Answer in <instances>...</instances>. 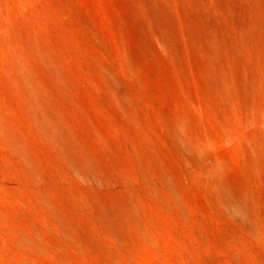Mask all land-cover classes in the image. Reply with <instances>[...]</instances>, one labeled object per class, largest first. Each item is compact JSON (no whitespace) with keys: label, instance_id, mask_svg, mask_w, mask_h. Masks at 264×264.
Listing matches in <instances>:
<instances>
[{"label":"rangeland","instance_id":"1","mask_svg":"<svg viewBox=\"0 0 264 264\" xmlns=\"http://www.w3.org/2000/svg\"><path fill=\"white\" fill-rule=\"evenodd\" d=\"M0 105V184L44 246L0 238V264H82L60 222L96 259L170 232L185 264H264V0H0Z\"/></svg>","mask_w":264,"mask_h":264},{"label":"bare ground","instance_id":"2","mask_svg":"<svg viewBox=\"0 0 264 264\" xmlns=\"http://www.w3.org/2000/svg\"><path fill=\"white\" fill-rule=\"evenodd\" d=\"M159 86V85H158ZM150 89V88H149ZM150 95L153 96L158 102L159 104H161L162 106H167L168 105V98H167V92L165 93L164 91H162V89L160 88H156V89H151L150 90ZM33 96V95H32ZM3 100V99H2ZM170 102V101H169ZM1 106V105H0ZM6 106V104H5ZM18 106V105H16ZM20 108V107H18ZM24 108V106H23ZM15 112V111H14ZM177 115H175L176 118ZM5 117V116H4ZM178 117V116H177ZM185 119V118H184ZM186 120V119H185ZM183 118L181 116H179L176 121L175 124V131L180 135V136H186L185 132L183 131V127L186 125H183ZM186 122V121H185ZM185 124V123H184ZM191 129V128H190ZM196 129V128H195ZM187 132V131H186ZM188 133V132H187ZM191 133V132H190ZM12 134H7V126H6V121L3 119V117L0 115V139L7 141L9 143H11V136ZM196 136V134H195ZM235 136V134H234ZM198 139V138H197ZM201 141V140H200ZM1 142V141H0ZM189 142L191 144V148L192 151L196 154H200L203 150V145L201 142H198L194 139L189 138ZM204 143V142H203ZM2 144V143H1ZM189 144V145H190ZM205 144V143H204ZM2 146V145H1ZM205 148V147H204ZM8 154V153H7ZM12 156V155H11ZM10 158V157H9ZM6 159V158H5ZM16 162V161H15ZM203 163V162H202ZM205 164V163H204ZM6 165V164H5ZM15 165V163H14ZM20 168V167H19ZM1 172V171H0ZM210 173V172H209ZM1 175V174H0ZM1 179V178H0ZM4 181V180H3ZM178 182V181H176ZM1 183V182H0ZM5 183V182H4ZM6 184V183H5ZM5 184H0V238L1 239H6L8 241H11L12 243L14 242H19L21 244L24 245H28L29 247H31L33 250H44V246L42 247L41 242L36 240V231L34 230L35 228V224L33 221H31V218L28 217L25 212L26 209H29V203L27 202V200L25 198H23L22 196L19 195V192L15 190L14 187L9 186V185H5ZM164 186V185H163ZM162 188V187H161ZM160 188V189H161ZM178 188V187H177ZM163 189V188H162ZM172 189V188H171ZM25 190V189H24ZM178 190V189H177ZM171 191V190H170ZM160 192V191H159ZM166 192V191H165ZM29 193V192H28ZM169 193V192H167ZM166 193V194H167ZM165 194V193H164ZM175 195V194H174ZM172 196V195H171ZM155 197V196H154ZM163 197V196H162ZM167 197V195L165 196ZM30 198V197H29ZM176 198H174L175 200ZM31 201V200H30ZM34 201V200H33ZM180 201V200H179ZM33 203V202H32ZM35 203V201H34ZM178 204V201H177ZM181 204V203H180ZM34 206V205H33ZM37 206V205H36ZM153 206V205H152ZM22 207V212H19V208ZM149 207V205H148ZM163 207V206H162ZM175 207L187 214V210L184 207H178L177 205H175ZM33 209V207H32ZM40 209V208H39ZM152 209V208H151ZM39 211V210H38ZM151 211V210H150ZM41 212V210H40ZM53 217L54 219L58 220L60 219V216L58 215V212L53 210ZM160 212V211H157ZM165 212V211H164ZM167 212V211H166ZM37 213V212H36ZM35 213V214H36ZM33 214V213H32ZM39 214V213H38ZM42 214V213H41ZM62 215V214H61ZM147 216V214H145ZM41 216V215H40ZM152 216V214H151ZM158 216V215H157ZM65 217V216H64ZM153 217V216H152ZM174 217V216H173ZM147 218V217H146ZM145 218V219H146ZM155 219V217H153ZM159 218V217H158ZM161 218V215H160ZM189 219V218H188ZM34 220V219H33ZM56 220V222H57ZM147 220V219H146ZM145 222V221H144ZM162 222V221H161ZM169 222V221H168ZM173 222V221H172ZM130 223V222H129ZM154 223V222H153ZM21 224V225H20ZM34 224V225H33ZM39 224V223H38ZM125 224V223H124ZM127 224V223H126ZM55 225V224H53ZM58 227H60V229H62L63 233L65 234L66 237H69L73 240V246L76 248H72L75 249L77 251V253H79L80 258L82 259V264H122L123 260L122 257L120 255L119 252H117L116 250H112V251H107V252H103L102 256L100 257V259H96L95 257L91 256L88 252L87 249L85 248V246L81 243L80 240H77L76 238H74V235L72 233L71 230V226H67L64 222H60L59 224H56ZM119 225V224H118ZM135 225V224H134ZM150 225V223H149ZM147 225V227L149 226ZM162 225V224H161ZM128 226V225H127ZM125 226V228L127 227ZM154 226V225H152ZM171 226V225H170ZM41 227V225H40ZM39 227V229H40ZM160 228V226H158ZM173 227V226H172ZM56 228V227H55ZM157 228V227H156ZM162 228V227H161ZM165 231L169 232V229H167L166 226H164ZM174 228V227H173ZM196 228V226H195ZM37 229V228H36ZM45 229V228H44ZM59 229V230H60ZM74 229V228H73ZM122 229V227L120 228ZM124 229V228H123ZM139 227L136 226V228L134 229V233L138 235V230ZM150 230V228H149ZM161 230V229H160ZM175 231V229H173ZM172 230V232H174ZM196 230V229H194ZM41 231V229H40ZM75 231V230H74ZM115 231V230H114ZM113 230L107 229L106 232L109 234H112L114 232ZM164 231V230H163ZM162 231V232H163ZM192 231V230H191ZM42 232V231H41ZM124 232V231H123ZM127 232V231H126ZM152 232V231H151ZM160 232V231H159ZM178 232V231H177ZM196 232V231H195ZM146 233V231H145ZM181 233V232H180ZM191 234V232H189ZM252 233V232H251ZM116 234V233H115ZM121 234V233H120ZM165 234V233H164ZM175 234V233H174ZM194 234V233H193ZM20 235V236H19ZM42 235V234H41ZM143 235V234H141ZM153 235V234H151ZM253 235V233H252ZM56 236V235H55ZM58 236V234H57ZM120 236V235H119ZM131 236V235H130ZM144 236V235H143ZM148 236V235H147ZM171 233L169 232V236H165L163 237V241L161 242L160 245L157 244H152L150 246L147 247L145 253L137 260L136 264H185L184 261V257L183 255H181V251H179L180 249L178 248V245H180V243L175 242V240H173V237H171ZM179 236V235H178ZM181 236V235H180ZM198 236V235H197ZM256 236V235H255ZM43 237V236H42ZM45 237V236H44ZM140 237V236H139ZM183 237V235H182ZM192 238V236H189ZM116 238V237H114ZM122 238V237H121ZM130 238V237H129ZM148 238V237H146ZM184 238V237H183ZM203 238V237H202ZM257 238V237H256ZM39 239V238H38ZM42 239V238H41ZM81 239V238H80ZM179 239V238H178ZM200 239V238H199ZM18 240V241H17ZM188 240V239H187ZM191 240V239H190ZM189 240V242H191ZM205 240V239H204ZM4 240H0V256L3 255L2 253H5L8 256H12L11 255V251L8 247V245L6 246V242H3ZM117 241V239H116ZM179 241H181L179 239ZM184 241V240H183ZM131 242V241H130ZM133 242V241H132ZM144 242V241H143ZM147 242V241H146ZM155 242V241H154ZM195 242V241H194ZM208 242V241H207ZM84 243V242H83ZM119 243V242H118ZM124 243V242H123ZM197 243V242H196ZM199 243V242H198ZM205 243V242H204ZM253 243V242H252ZM10 244V243H9ZM121 244V242H120ZM249 244V243H248ZM247 244V245H248ZM12 245V244H11ZM19 245V244H17ZM188 245V244H186ZM196 245V244H195ZM194 245V246H195ZM206 245V244H205ZM244 245V244H243ZM246 245V244H245ZM55 246V245H54ZM70 246V245H69ZM122 246V245H121ZM135 246V245H134ZM191 246V245H190ZM203 246V245H201ZM200 246V247H201ZM211 246V245H210ZM238 246V245H237ZM50 247V246H48ZM58 247V246H57ZM60 247V246H59ZM87 247V246H86ZM130 247V246H128ZM189 247V246H188ZM187 247V248H188ZM205 247V246H204ZM228 247V246H227ZM230 247V246H229ZM228 247V248H229ZM248 247V246H246ZM195 248V247H194ZM199 248V247H198ZM211 248V247H210ZM243 248V247H242ZM61 251H56L54 249L50 250L46 247V252L48 255H50L51 257H55V255L60 259L64 261V264H66V262H68V258H69V253L65 252V250L63 249V247H60ZM71 249V247H70ZM182 249V248H181ZM201 249V248H200ZM225 249V248H224ZM233 249V248H232ZM250 249V248H249ZM42 250V251H43ZM74 250V251H75ZM143 250V249H142ZM185 250V249H184ZM198 249H196L197 251ZM211 251V249H208ZM226 250V249H225ZM230 250V249H229ZM235 250H238L237 248ZM247 250V249H246ZM124 251V250H123ZM223 251V249H222ZM228 251V249H227ZM239 251V250H238ZM61 252V254L58 253ZM184 252V251H183ZM188 252H191L190 250ZM206 252V251H205ZM209 252V251H208ZM240 252V251H239ZM242 252V251H241ZM35 253H39V252H35ZM193 253L194 250H193ZM199 253V252H197ZM202 253L204 254V252L202 251ZM227 253V252H226ZM137 254V253H136ZM191 254V253H190ZM207 254V253H206ZM232 254V252L230 253V255ZM241 254V253H239ZM62 255V256H61ZM187 255V253H186ZM193 255V254H192ZM200 255V254H199ZM222 255V254H221ZM251 254H249V256L247 257V263L244 264H256L254 258L250 257ZM201 256V255H200ZM233 256V255H232ZM240 256V255H238ZM243 256V255H241ZM247 256V254H246ZM256 256V255H255ZM25 257V256H24ZM24 257H18V261L19 264L21 262V264H31V262ZM97 257V256H96ZM209 257V255H208ZM235 261L236 263L242 262L243 258H239L237 256H235ZM196 258V257H195ZM205 258V257H204ZM220 258V257H219ZM222 258V257H221ZM220 258V259H221ZM228 258V257H227ZM246 258V257H244ZM17 259V258H16ZM206 259V258H205ZM230 259V258H229ZM257 259V258H256ZM231 260V259H230ZM245 260V259H244ZM122 261V262H121ZM132 261V260H131ZM130 261V262H131ZM194 261H196L194 259ZM210 261V260H209ZM215 261V260H214ZM202 262V261H201ZM200 262V263H201ZM208 262V261H207ZM229 262V261H228ZM231 262V261H230ZM229 262V263H230ZM190 263V262H189ZM187 263V264H189ZM203 263V262H202ZM217 263V261H216ZM243 263V262H242ZM195 264V262H194ZM207 264V263H206ZM219 264H223V263H219ZM261 264V263H260Z\"/></svg>","mask_w":264,"mask_h":264}]
</instances>
